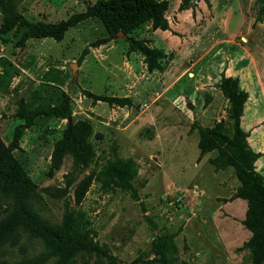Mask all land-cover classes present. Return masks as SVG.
<instances>
[{
    "label": "rangeland",
    "instance_id": "1",
    "mask_svg": "<svg viewBox=\"0 0 264 264\" xmlns=\"http://www.w3.org/2000/svg\"><path fill=\"white\" fill-rule=\"evenodd\" d=\"M12 1L28 22L58 24L113 0ZM157 1L166 3V29L148 20L124 36L101 18L83 17L60 40H22L19 21L0 12V142L11 146L15 128L24 124L21 114H33L10 153L34 185L35 207L52 223L61 221L66 203L81 211L100 249L69 264H158L153 242L164 236L185 264H253L245 242H228L224 223L203 221L201 211L188 214L187 221L182 214L189 190L219 192L221 184L227 198L240 189L229 164L227 143L235 138L231 103L220 83L230 77L229 69L242 90L264 86V0ZM107 21L114 23L112 17ZM157 30L159 36L151 37ZM129 38L158 52V69L148 71L144 57L129 52ZM71 64L77 65L76 77ZM95 96L125 101L120 106ZM64 102L70 120L52 112ZM69 122L83 138L85 162L76 165L66 154L56 167L54 145ZM117 161L135 170L131 189H106L97 181ZM182 192L185 205L169 209L168 198ZM6 202L0 198V264L42 250L28 235L13 234Z\"/></svg>",
    "mask_w": 264,
    "mask_h": 264
},
{
    "label": "trees",
    "instance_id": "2",
    "mask_svg": "<svg viewBox=\"0 0 264 264\" xmlns=\"http://www.w3.org/2000/svg\"><path fill=\"white\" fill-rule=\"evenodd\" d=\"M166 10V3L157 0H113L98 1L85 13L72 16L67 21L58 24H33L20 16L15 11L12 0H0V12L6 17L17 19L24 29L22 40L30 38L52 37L60 40L68 27L79 18L97 17L104 20L109 30L115 25V32L121 31L128 34L136 26L145 21H152L154 28L166 29V20L163 13ZM112 17L114 23L107 21ZM113 26H112V25ZM107 40H103L104 43ZM129 52L140 53L147 64L148 71L158 69L155 58L158 52L146 46L145 41H138L129 38ZM88 48H84L78 63L87 54ZM220 89L223 95L231 103L230 116L234 120L235 138L229 143L232 154L229 164L234 166L240 189L233 198H241L247 202L246 218L243 226L251 232L250 239L243 245L251 251L253 264L264 262V182L263 178L255 172L254 162L258 158L250 150L246 142L247 134L241 129L240 121L244 105L247 101V93L239 88L238 80L222 76ZM96 100L108 103L124 105L123 99L103 98L95 96ZM53 114L58 118H69L71 110L67 102L59 108H53ZM24 124L14 130V142L11 146L5 147L0 142V198L7 201L9 205L8 218L14 235H28L30 240L38 241L42 250L18 261L5 262L3 264H69L73 259L83 254L92 255L99 253L100 249L93 242L87 221L81 211L74 209L68 203L64 205V212L59 223H52L42 216L36 209L37 194L34 185L26 174L23 166L15 160L10 151L17 147L23 130L31 126L32 113L21 114ZM77 125L68 124V130L62 140L57 141L53 150V164L58 167L63 156L72 154L75 164L84 163L85 148L83 138L76 135ZM213 135L220 134L213 130ZM205 150H202V154ZM84 157V158H82ZM135 176V170L124 163L117 161L107 164L98 174L97 181L105 188L112 184L122 189H131L130 182ZM11 232V229H10ZM8 232V233H10ZM159 256L158 264H185L179 260L177 249L169 236L157 237L153 242Z\"/></svg>",
    "mask_w": 264,
    "mask_h": 264
},
{
    "label": "crops",
    "instance_id": "3",
    "mask_svg": "<svg viewBox=\"0 0 264 264\" xmlns=\"http://www.w3.org/2000/svg\"><path fill=\"white\" fill-rule=\"evenodd\" d=\"M192 11V9H184L181 10V13H192ZM159 32L162 31L152 32L151 37L152 35L158 37ZM113 43L110 42V44ZM148 44L150 47H154L153 43ZM226 76L233 77L234 75L228 69ZM242 88L247 93L248 98L244 105L240 127L247 134L246 142L250 150L259 155L254 162V169L263 178L264 182V86L260 83L257 90L246 86ZM257 97L258 102L255 100ZM217 187L221 189L219 192H213L209 189L199 190L201 196L195 189L189 190L187 193L189 200L182 216H186L184 220L187 221L188 214L196 215V212L201 211L202 216L200 218L203 221H213L216 227L219 225L218 221L225 224L228 242L241 240L243 244L251 237V232L242 224L246 218L247 202L241 198L231 196L226 198L224 195L225 189L222 188V185L220 184ZM247 253L250 255L249 251Z\"/></svg>",
    "mask_w": 264,
    "mask_h": 264
},
{
    "label": "built area",
    "instance_id": "4",
    "mask_svg": "<svg viewBox=\"0 0 264 264\" xmlns=\"http://www.w3.org/2000/svg\"><path fill=\"white\" fill-rule=\"evenodd\" d=\"M195 191L200 194L199 190L195 189ZM200 196H201V194H200ZM186 197H187L186 192L185 193L182 192V193H179L177 195L170 196V198H168V201L166 204H167L169 209L176 211L185 205Z\"/></svg>",
    "mask_w": 264,
    "mask_h": 264
},
{
    "label": "water",
    "instance_id": "5",
    "mask_svg": "<svg viewBox=\"0 0 264 264\" xmlns=\"http://www.w3.org/2000/svg\"><path fill=\"white\" fill-rule=\"evenodd\" d=\"M118 34H121L122 36H124V34H123L122 32H119ZM70 68H71V70H72V74H73V76L76 77V76H77V72H76V70H77V65H76V64H71V65H70ZM68 120H70V118H68Z\"/></svg>",
    "mask_w": 264,
    "mask_h": 264
}]
</instances>
